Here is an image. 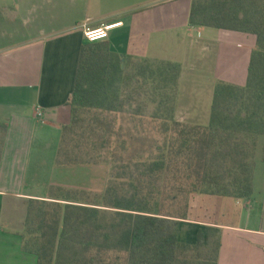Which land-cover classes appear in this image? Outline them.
<instances>
[{
	"label": "crops",
	"instance_id": "obj_1",
	"mask_svg": "<svg viewBox=\"0 0 264 264\" xmlns=\"http://www.w3.org/2000/svg\"><path fill=\"white\" fill-rule=\"evenodd\" d=\"M244 1L240 13H264V0ZM191 2L0 0V123L6 127L0 153V264H37V257L22 249L29 200L54 201L48 196L51 186L85 188L69 184L70 173L83 166L57 165L56 158L63 125L71 120L66 103L80 48L87 42L86 27L110 25L103 41L117 54L180 64L179 122L207 125L215 85H245L256 35L190 26ZM196 95H203L204 104ZM263 144L259 139L251 196L226 204L224 197L202 195L197 220L191 209L190 219L178 229L180 238L185 224L191 237L206 225L220 228L217 264H264ZM211 198L218 199L216 204L207 200Z\"/></svg>",
	"mask_w": 264,
	"mask_h": 264
},
{
	"label": "trees",
	"instance_id": "obj_2",
	"mask_svg": "<svg viewBox=\"0 0 264 264\" xmlns=\"http://www.w3.org/2000/svg\"><path fill=\"white\" fill-rule=\"evenodd\" d=\"M244 4L192 0L188 24L256 35L245 85L218 82L208 124H187L175 119L180 64L142 60L136 76L151 86L152 116L160 119L163 134L155 156L139 175L148 179L149 190L141 193L136 186L129 194L110 177L102 191L51 186L48 196L54 201L29 200L22 249L34 254L37 264H217L220 228L206 225L194 243H187L179 239L177 220L190 219L191 209L197 220L202 195L246 199L253 192L255 151L259 137L264 138V13H240ZM131 60L113 52L105 41L81 46L75 85L66 103L71 120L63 125L57 165L89 163L60 159L65 135L74 130L82 109H120L113 104ZM5 129L0 123V153ZM155 190L171 201L178 199V206L171 203L169 209L178 215H165L175 219L150 211L155 207L148 204V196Z\"/></svg>",
	"mask_w": 264,
	"mask_h": 264
},
{
	"label": "rangeland",
	"instance_id": "obj_3",
	"mask_svg": "<svg viewBox=\"0 0 264 264\" xmlns=\"http://www.w3.org/2000/svg\"><path fill=\"white\" fill-rule=\"evenodd\" d=\"M140 64H143V61L132 59L125 65L122 73L124 81L119 85L121 91L113 104V108L119 105L120 109H82L78 114V123L74 130L66 133L60 159L67 161L70 157V159L89 161L87 164H82L83 168L80 170L70 173L69 184L84 186L92 191H102L111 177L117 186L124 185L129 194L136 186L141 187L139 190L141 193L149 190L148 179L139 175L155 156L157 147L163 141V134L160 131V119L152 116L155 103L150 95L151 86L136 76V67ZM177 96L176 92L175 113L179 107ZM196 100L204 104L203 95H196ZM259 139L261 141L264 138L260 136ZM160 185L162 181L159 180V188ZM179 198L180 202H183V198L181 196ZM221 199V202L226 204L234 203L232 198ZM148 200V204L155 207L150 211L160 213L162 218L175 219L165 215H178L174 209L173 213L169 212L171 203L178 206L176 204L178 199L171 201L162 191L155 190V194L149 195ZM207 200L216 204L218 199ZM177 221L179 229L182 220ZM186 225L189 224H185L183 228L185 233H181L179 239L195 242V233H192L193 237H191V227Z\"/></svg>",
	"mask_w": 264,
	"mask_h": 264
},
{
	"label": "built area",
	"instance_id": "obj_4",
	"mask_svg": "<svg viewBox=\"0 0 264 264\" xmlns=\"http://www.w3.org/2000/svg\"><path fill=\"white\" fill-rule=\"evenodd\" d=\"M110 25L102 24L95 28L86 27L83 31L84 38L87 42L103 41L108 38ZM37 115L41 116L42 113L37 109Z\"/></svg>",
	"mask_w": 264,
	"mask_h": 264
},
{
	"label": "water",
	"instance_id": "obj_5",
	"mask_svg": "<svg viewBox=\"0 0 264 264\" xmlns=\"http://www.w3.org/2000/svg\"><path fill=\"white\" fill-rule=\"evenodd\" d=\"M123 60V59H122Z\"/></svg>",
	"mask_w": 264,
	"mask_h": 264
}]
</instances>
